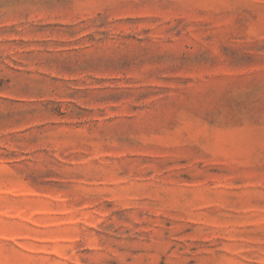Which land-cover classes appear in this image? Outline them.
<instances>
[{
  "label": "rangeland",
  "instance_id": "obj_1",
  "mask_svg": "<svg viewBox=\"0 0 264 264\" xmlns=\"http://www.w3.org/2000/svg\"><path fill=\"white\" fill-rule=\"evenodd\" d=\"M0 264H264V0H0Z\"/></svg>",
  "mask_w": 264,
  "mask_h": 264
}]
</instances>
